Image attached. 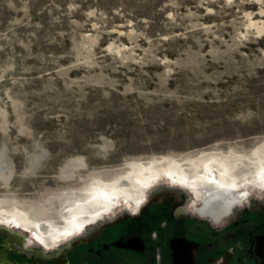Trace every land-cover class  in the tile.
<instances>
[{"label":"rangeland","instance_id":"374dc122","mask_svg":"<svg viewBox=\"0 0 264 264\" xmlns=\"http://www.w3.org/2000/svg\"><path fill=\"white\" fill-rule=\"evenodd\" d=\"M260 146L264 0H0V209L15 218L61 225L88 185L132 162ZM240 181L245 217L264 190ZM157 188L200 205L163 176L110 208H140Z\"/></svg>","mask_w":264,"mask_h":264},{"label":"flooded vegetation","instance_id":"af4514ba","mask_svg":"<svg viewBox=\"0 0 264 264\" xmlns=\"http://www.w3.org/2000/svg\"><path fill=\"white\" fill-rule=\"evenodd\" d=\"M162 190L140 208L99 213L43 256L11 257L31 264H188L190 256L191 264L264 263V201L249 204L245 217L233 209L215 222L195 213L181 193L158 195Z\"/></svg>","mask_w":264,"mask_h":264},{"label":"bare ground","instance_id":"6f19581e","mask_svg":"<svg viewBox=\"0 0 264 264\" xmlns=\"http://www.w3.org/2000/svg\"><path fill=\"white\" fill-rule=\"evenodd\" d=\"M253 156L250 158L232 152L228 155L206 152L194 159H186L184 163L168 157L152 159L147 165L132 162L126 171L119 173L113 179L95 181L88 185L84 192L85 199L78 205L75 204L76 207L72 206L61 212V225L31 219L23 214L15 218L11 214L12 210L0 209V227L13 239L11 245L14 249L20 248L29 255L43 256L46 252L43 249L46 246H55L60 238L72 235L80 225L92 221L99 213L111 209L110 207L121 198L129 200L133 197L138 200V193L156 178L163 176L171 182L181 181L197 196L200 205L193 206L192 210L195 213L218 222L248 198L247 189L244 191L239 187L240 180L244 183L254 178L256 185L264 190V146L258 147ZM242 167L248 169L243 172L235 171L236 168ZM188 169L190 171H187ZM250 186L248 182L244 183V188ZM163 192L165 191L162 190L157 194ZM117 206L120 205H115L112 209ZM10 221H14L17 226L34 229L37 235L44 239V245H41L40 249L31 247L32 241L36 238L39 242L38 236L35 234V239L25 241L26 238L24 239L21 233L9 226Z\"/></svg>","mask_w":264,"mask_h":264},{"label":"water","instance_id":"95a60500","mask_svg":"<svg viewBox=\"0 0 264 264\" xmlns=\"http://www.w3.org/2000/svg\"><path fill=\"white\" fill-rule=\"evenodd\" d=\"M259 239L264 240V236L260 237ZM12 240L13 239L7 234V232H5V230L0 227V264H31L28 262H18L11 257V253L13 252H22L26 256H31L25 251L19 250L18 248L14 249L11 245V243H13ZM191 262L192 261L190 256L188 264H191ZM183 264H186L185 261L183 262Z\"/></svg>","mask_w":264,"mask_h":264}]
</instances>
